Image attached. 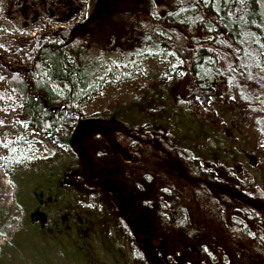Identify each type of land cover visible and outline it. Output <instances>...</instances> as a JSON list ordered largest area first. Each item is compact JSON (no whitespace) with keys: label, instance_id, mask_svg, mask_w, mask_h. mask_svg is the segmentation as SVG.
<instances>
[{"label":"trees","instance_id":"trees-1","mask_svg":"<svg viewBox=\"0 0 264 264\" xmlns=\"http://www.w3.org/2000/svg\"><path fill=\"white\" fill-rule=\"evenodd\" d=\"M96 3V10L85 20L37 36L35 73L10 81L21 101L22 123L35 139L54 141L68 157L50 177L52 185L43 210L38 211L44 217L39 232L58 243L74 244L80 255L84 248L90 257L94 255L91 237L102 227L89 208L93 193H105L90 177L85 157L75 147V123L99 94L107 51L117 52L122 64L169 59L162 78L170 82L168 92L175 103L204 108L223 93L234 95L257 119L256 130L264 147V0ZM108 119L122 125L125 134L114 136L112 130V136L96 132L88 138L103 171L99 182L109 177L135 208L136 198H143L148 185L160 180L164 185L159 200L141 203L140 199L148 212H156L150 214L152 227L173 228L176 243L198 245L202 254L215 248L223 264H264V209L250 202L255 196L264 200L263 191L254 192L251 183L243 187L241 181L232 186L226 180H233L235 169L203 162L165 130L133 127L121 111ZM166 163L170 168L164 167ZM146 167L148 172L143 171ZM66 176L70 177L67 183L61 182ZM72 178L85 179L87 189H80ZM52 208L59 215L47 219L46 214L53 215ZM116 220L135 246L136 259L160 264L149 258L141 244L139 250L129 232L131 224L125 228L121 218Z\"/></svg>","mask_w":264,"mask_h":264},{"label":"rangeland","instance_id":"rangeland-1","mask_svg":"<svg viewBox=\"0 0 264 264\" xmlns=\"http://www.w3.org/2000/svg\"><path fill=\"white\" fill-rule=\"evenodd\" d=\"M96 1L0 0V264H143L136 259L135 246L119 227L116 219L120 218L124 219L121 222L125 228L127 223L131 224L130 235L153 262L223 264L217 260L220 257L215 248L202 254L198 245L176 243L173 228L152 227L150 214L155 211L148 212L140 199L141 203L150 198L159 200L164 185L160 180L148 185L146 197L136 198L135 208L109 177L99 182L103 171L97 165L95 149L88 138L96 132L112 136V130L114 136L125 134L122 125L108 119L121 111V116L133 127L165 130L180 147L192 151L203 162L235 169L234 177L229 175L233 180H226L232 186L241 181L243 187H250L251 183V190L264 192V147L257 134V119L234 95L231 98L226 93L204 108L189 102H173L168 92L170 82L162 78V71L170 62L166 58L122 64L117 52L107 51L101 67L99 94L87 103L84 116L75 123L78 125L75 147L85 157L90 177L95 184L100 183L97 185L105 193H93L94 201L89 208L95 217L98 215L102 227L91 237L94 255L88 256L84 248L80 255L74 244L58 243L39 232L44 217L38 211L43 210L45 195L52 185L50 177L59 172V164L68 162V157L54 141L35 139L22 123L21 101L10 81H20L29 72L35 73L37 36L85 20L96 10ZM155 144L161 145L157 141ZM168 166L169 163L164 165ZM146 168L144 172H148ZM164 176L168 181L169 177ZM66 177L67 180L60 181L67 183L70 177ZM76 180L72 178L80 189H87L85 179ZM250 202L264 209L261 197L255 196ZM53 211L51 216L46 214L47 219L59 215L60 211ZM107 214L111 217L107 218Z\"/></svg>","mask_w":264,"mask_h":264}]
</instances>
